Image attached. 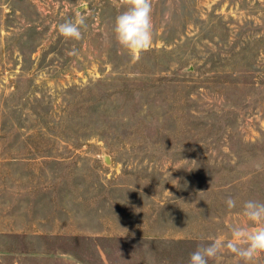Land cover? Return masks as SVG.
<instances>
[{
	"label": "rangeland",
	"instance_id": "obj_1",
	"mask_svg": "<svg viewBox=\"0 0 264 264\" xmlns=\"http://www.w3.org/2000/svg\"><path fill=\"white\" fill-rule=\"evenodd\" d=\"M117 2L0 0V264H188L254 226L264 0H152L138 59L115 40ZM77 14L83 39L66 40Z\"/></svg>",
	"mask_w": 264,
	"mask_h": 264
},
{
	"label": "clouds",
	"instance_id": "obj_2",
	"mask_svg": "<svg viewBox=\"0 0 264 264\" xmlns=\"http://www.w3.org/2000/svg\"><path fill=\"white\" fill-rule=\"evenodd\" d=\"M118 8H122L114 20L113 34L120 48L133 59L151 49L153 44V6L152 0H118ZM87 17L77 14L74 19L65 20L57 25L60 36L66 40L83 39L82 29L86 30ZM69 56L78 55L73 48ZM229 210L234 209L237 201L229 196L225 200ZM243 216L248 224H230L229 235H218L209 238V242L198 244L190 254L188 264H222L225 255L233 258V264H257L264 255V202L247 200L243 202Z\"/></svg>",
	"mask_w": 264,
	"mask_h": 264
}]
</instances>
